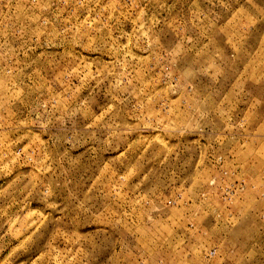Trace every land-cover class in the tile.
<instances>
[{
  "label": "rangeland",
  "instance_id": "rangeland-1",
  "mask_svg": "<svg viewBox=\"0 0 264 264\" xmlns=\"http://www.w3.org/2000/svg\"><path fill=\"white\" fill-rule=\"evenodd\" d=\"M0 264H264V0H0Z\"/></svg>",
  "mask_w": 264,
  "mask_h": 264
}]
</instances>
